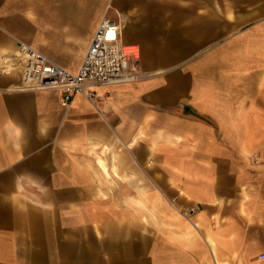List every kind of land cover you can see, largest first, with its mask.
<instances>
[{"label": "crops", "instance_id": "1", "mask_svg": "<svg viewBox=\"0 0 264 264\" xmlns=\"http://www.w3.org/2000/svg\"><path fill=\"white\" fill-rule=\"evenodd\" d=\"M103 16L138 81L0 74V264H264V0H0V65L75 71Z\"/></svg>", "mask_w": 264, "mask_h": 264}, {"label": "built area", "instance_id": "2", "mask_svg": "<svg viewBox=\"0 0 264 264\" xmlns=\"http://www.w3.org/2000/svg\"><path fill=\"white\" fill-rule=\"evenodd\" d=\"M1 60L0 74L19 71L18 88L59 89L62 92L60 103L65 108L70 106L76 94L88 95L86 88L90 85L136 82L143 74L139 68V46L125 43L120 20L109 16L101 18L75 71L25 42H18L15 52L11 56H2ZM259 257L264 258V253Z\"/></svg>", "mask_w": 264, "mask_h": 264}, {"label": "bare ground", "instance_id": "3", "mask_svg": "<svg viewBox=\"0 0 264 264\" xmlns=\"http://www.w3.org/2000/svg\"><path fill=\"white\" fill-rule=\"evenodd\" d=\"M120 23H121V20H120Z\"/></svg>", "mask_w": 264, "mask_h": 264}, {"label": "rangeland", "instance_id": "4", "mask_svg": "<svg viewBox=\"0 0 264 264\" xmlns=\"http://www.w3.org/2000/svg\"><path fill=\"white\" fill-rule=\"evenodd\" d=\"M142 71H144V70H142Z\"/></svg>", "mask_w": 264, "mask_h": 264}]
</instances>
